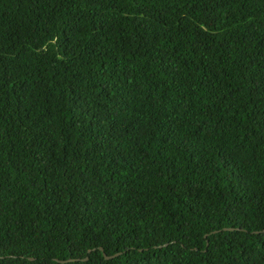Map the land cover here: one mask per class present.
<instances>
[{
  "label": "trees",
  "instance_id": "16d2710c",
  "mask_svg": "<svg viewBox=\"0 0 264 264\" xmlns=\"http://www.w3.org/2000/svg\"><path fill=\"white\" fill-rule=\"evenodd\" d=\"M0 264H264V0H0Z\"/></svg>",
  "mask_w": 264,
  "mask_h": 264
},
{
  "label": "water",
  "instance_id": "95a60500",
  "mask_svg": "<svg viewBox=\"0 0 264 264\" xmlns=\"http://www.w3.org/2000/svg\"><path fill=\"white\" fill-rule=\"evenodd\" d=\"M113 255H116V253H115V254H112V255H105V254L103 253V257H104V258H110V257H112Z\"/></svg>",
  "mask_w": 264,
  "mask_h": 264
}]
</instances>
